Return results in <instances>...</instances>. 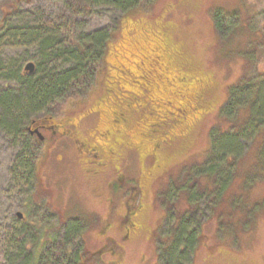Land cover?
Listing matches in <instances>:
<instances>
[{"label": "rangeland", "instance_id": "rangeland-1", "mask_svg": "<svg viewBox=\"0 0 264 264\" xmlns=\"http://www.w3.org/2000/svg\"><path fill=\"white\" fill-rule=\"evenodd\" d=\"M135 14L138 16L133 17L134 20L139 21L138 25H141L140 27L144 30L154 25L155 22H160L164 37H167L166 43L178 49V56L184 64L185 62L191 63L192 68H188L187 65L184 69L190 75H202L209 79L208 82L201 84L200 88L190 85L192 89L190 96L188 93L180 96L181 92L173 83L174 72L167 70L161 72L160 77L157 76L159 70L154 64L156 58L150 51V40L142 39L141 47L134 48L132 45L134 39L124 32L125 22H123V25L114 33V40L106 56L107 63H109L108 68L101 72L98 83L92 87L86 97L69 100L63 105L59 104L54 115L76 116V122H81V126L77 128L82 135L86 136L95 125L91 119L83 117L87 116L89 109L99 107L98 103L102 99L109 100L111 97L109 84L111 89L114 86V89L125 95L127 94L125 91H129L131 86L134 88L131 83L133 80L140 81L139 86H142L144 90L139 102L143 108L141 112H135L132 116L134 118L129 127L130 130L132 129L129 139L136 147L141 141L137 137L134 138L136 136L133 135L134 131L143 134L147 125L156 127L154 124L157 121L155 120L166 121L167 126L161 124L160 128V132L164 135L160 139L154 138L156 143H162L159 157L166 162L164 165L160 163L158 181L144 186L146 191L140 200L141 221L151 229L161 225L160 237L152 241L148 240L149 233L142 234V238L133 242L135 251L129 256L128 262L129 264H158L156 259L158 254L155 255L154 247L158 249L159 245L160 249V240L164 238V233L169 228L165 219L160 222V216L163 218L166 211H172L174 204L173 212L176 213V219L186 210V205L182 203L187 197L186 187H191L199 176L198 171L194 169L192 183L183 184L189 167L197 164L200 166L204 163V152L208 151L211 142L210 134L217 133L218 129L234 130L233 122L225 116H238L237 113L219 111L228 97V89L236 86L235 88L240 90L244 87H254L253 85L262 82L258 81L257 77L252 80L251 78L254 76V69L259 71L260 68L264 71V64L259 65L258 62L261 54L264 56V0H155L147 7L145 13ZM215 14L222 18L223 31L221 34L217 32L214 24ZM120 15L121 12L116 7L89 3L86 0H0V64L4 69L3 73H0V95L8 84L19 81L15 78L16 76L13 77L11 69L23 70L30 62L34 64V69L44 63L47 68L51 66L67 68L69 66L71 61H64L65 56L70 57L67 56L69 51L66 50L68 47L63 42L62 34L68 22H79L81 26L71 28L72 34L80 40L87 41L85 39L87 37L96 39L97 37L94 36L99 31L104 33L112 31L114 21L118 20ZM14 29L26 30L24 32L26 36L24 38L18 36ZM79 46L84 51V45ZM179 68L181 69L180 66ZM146 69H149L150 74L142 72ZM59 70L62 71V69ZM128 71H132L133 75L128 74ZM262 78L264 79V76ZM146 81L156 83L160 93L157 90L145 88ZM159 82L160 87H158ZM177 82L181 83L178 80ZM261 86H264V82ZM263 93L262 91V95ZM197 95L201 96V102L204 103L198 104L201 107L194 109L193 112L185 105L188 101H193ZM111 100L113 101L112 97ZM249 100L250 96H241L237 102H249ZM160 101L164 103L160 104L163 113H160V108L154 107V103H160ZM206 103L210 105L209 108L205 106ZM260 105L261 109H264V102L261 101ZM110 107L111 105L108 108L103 105L101 113ZM233 108L238 109V103L236 106L233 105L232 110ZM33 111L27 108V105L26 108L23 107L20 111V123L27 124L28 120H24V117H34L36 114ZM164 111L170 112L169 116H164ZM0 114L3 115L1 107ZM137 116H145L146 121H150L142 127L144 118L138 119ZM183 128H185V134L182 133ZM253 136L254 131L250 128L248 137L240 140L245 156L233 166L234 181L230 186H217L220 188L216 195L217 200H223L217 209L221 222L218 221V216H212L213 206L211 207V204H209L211 214L210 210L204 213V206L208 205L210 198L204 199V205H200L197 220L203 224L199 231L201 243L192 264H264V210L259 209L255 212L253 210L255 201L261 200L264 186L254 183L256 185L248 192L240 190L242 176L248 175L252 180L256 177L257 166L253 165L255 154ZM162 140L165 142H161ZM144 144L146 147L149 143ZM18 148L7 132L1 128L0 264H21L20 256L16 257L15 254L21 252L19 243L22 240L20 237H15L13 241L9 236L18 231V226L13 225L18 219L17 213H24L26 209L23 203L25 198L23 195L27 191L26 182L21 176L14 177L11 172ZM70 152H73L74 158H65V162L53 164L42 173L44 188L48 187L46 193L49 195L45 201L50 205L45 206L49 210L53 207L52 204L62 207L60 213L53 209L58 216L56 217L64 221L60 225L67 219L83 222L85 225L82 239L84 249H97L102 241V236L98 234L100 220L109 215V210L106 209V199L96 198L95 190L101 194H104L106 190H103L102 186H95L93 183L84 181L80 165L82 158L76 156L73 148ZM138 153L136 151L126 153L124 165L128 163L130 166L127 171L126 166L124 172L129 178L137 177V172L141 170ZM44 159L45 156L42 157V161ZM66 166L75 169L68 172L65 169ZM170 174L173 180H177L176 186L172 184ZM38 175L40 176V173ZM19 177L20 180H18ZM197 185L199 190H207V187L210 190L213 189L211 181L203 177L198 180ZM168 188L169 193L166 194L165 191ZM172 190H178L175 197L173 192L171 193ZM210 190H207L208 194ZM35 193L42 194L41 191L37 192V188ZM36 194L35 197H37ZM43 196L40 197L43 198ZM40 197H37L38 201L41 200ZM64 200H67L65 201L67 210L63 205ZM239 205L240 207L243 205L244 208L238 209ZM45 206H41L43 209L34 207V215L43 214L40 210L47 211ZM160 209L164 212L161 213ZM246 211L251 213V223L238 225L237 220H241L243 224ZM188 213L191 214V212ZM220 227L222 233L226 234L221 238L218 235ZM235 231L240 233L235 234ZM230 232L233 236L229 235ZM112 235L116 236L117 233L113 231ZM232 237L236 244L230 246L229 239ZM103 240H107V237ZM27 247V250L32 248ZM144 253L148 256L142 261Z\"/></svg>", "mask_w": 264, "mask_h": 264}, {"label": "trees", "instance_id": "trees-1", "mask_svg": "<svg viewBox=\"0 0 264 264\" xmlns=\"http://www.w3.org/2000/svg\"><path fill=\"white\" fill-rule=\"evenodd\" d=\"M86 1L89 3L118 8L121 12V17L114 21L112 31L108 33L99 31L96 33V36H94L97 37L96 39L87 37L85 38L87 41H83L73 36L71 31L72 27H79L81 24L77 21L68 22L62 30V34L64 37L63 42L68 47L66 50L67 52L69 51V53L66 52L68 54L67 56L70 57L67 58L65 56L64 61H71V65L69 64L67 68H63L62 66H51L47 68L44 63V65L40 64V66L34 69L33 72L26 71L25 68L18 71H16V69H11V74L13 77L16 76L15 78L19 81L8 84L5 91L0 95V107L3 110V115L0 114V129H4L14 144L19 147V151H17L12 163L13 167L11 168V172L14 177L21 176L24 178L26 182L25 184L27 185L25 186L27 187V191H25L23 195V197H25L23 203L27 206L25 209L26 218L24 220L16 219L13 225L18 226V231L9 235L10 239L13 241L15 237H20L22 240L19 243L21 252L15 254L17 255L16 257L20 256L19 259L21 264H78V254L76 252L83 247L82 239L85 231L84 223L77 220L67 219L65 220V223L60 225V223L64 221H60L54 211L47 210L44 214L34 215L35 208L43 209L36 205L34 194L37 185L39 184L37 179L44 154L38 149L34 140L26 135V124L20 123V111L23 107L26 108L27 105V108L33 109V113L36 114L35 116L38 118L39 116L60 118L63 114L61 116L54 115L58 110L59 104L63 105L69 100L86 97L92 87L98 83V78L101 72L105 68H108L107 65L109 63H107L106 56L109 47L114 40V33L118 31L121 25H123V22H125L124 32L127 36L134 39L132 43L133 47L140 48L141 40L149 39L150 49H155L158 52V55H160V51L164 52L165 59L171 64V68L168 67V71L171 73L174 72L173 74L178 77L179 81L200 88L201 84H205L209 80L200 74L198 76L196 74L190 75V73L184 69V66L187 65L188 68H192L191 63L185 62L184 64V61L178 56V49L169 46L166 43L167 37H164V31L160 28V22H155L154 25H150L144 30L140 27L141 25H138L140 22L134 20L133 17L138 16L135 13H145L147 7L155 0ZM214 20L216 21L214 22L216 30L221 34L223 31L222 18L215 14ZM14 30L18 33V36H22L23 38L26 36V34H24L26 30ZM32 32L34 33L35 30ZM36 32H38V30ZM4 36H6V34ZM79 45H84V51L80 49ZM160 45L162 46L161 49ZM114 55L115 54H113V56ZM258 62L259 65L264 64L263 54H261ZM1 65L2 64H0V73L4 70ZM59 69H62V71ZM263 76V70L260 68L259 71L254 69V76L251 80L257 77L258 81H262L261 83L258 82L259 84L257 83V85H253L254 87H244L240 90L235 88L236 86H231L230 89H228V97L219 111L221 113H224L225 111L227 113H230L231 111L232 113H237L238 116H225L233 122L234 130L218 129L217 133L213 132L210 134L211 142L208 151L204 152V163L200 166H197V164L193 167H189L183 184H186L187 182L192 183L191 180H193L194 177L192 176L194 169L198 171L199 176L197 177V181L192 184L191 187H186L185 191L187 192V197L185 198V201H182L187 207L186 210L181 215H178V218L176 219V213L173 212L175 209L174 204L173 210L169 211L170 213L166 211L163 218L160 216V222L165 219L169 224V228L166 229L164 238L160 240V249L158 245V258H160L159 264H192L194 257L199 251V244L201 243L199 239V231L202 229L203 224L198 222L197 213L200 205H204V199L210 198L208 200V205L204 206V213H206L207 210H210L211 214V209L209 207V204H211V207L213 206L212 216H218V221L221 222V219L219 218L220 216L217 214V209L218 205L223 200H217L216 195L220 191V188L217 186H230L234 181L233 166H235L240 158L242 159L245 156L243 145L240 140L248 137V131L250 128L254 131L253 144L255 147V154L253 165L257 166L255 170L256 177L252 180L248 175L242 176L240 190L248 192L250 188L256 184L264 186V109H261L260 105L261 101L264 102V93L262 95V91L264 92V86H261L264 82V79L262 78ZM211 84L212 82L210 80V85ZM109 87L111 90L110 84L108 88ZM247 91L251 93L249 94ZM241 96H250L249 102H237V99ZM236 103H238L239 108H233L232 110L233 105L236 106ZM103 105L108 106V101L102 99L98 103L99 107L89 109V111L100 110ZM205 106L209 108L210 105L206 103ZM199 107H201V105L197 104L195 110ZM114 112L116 111L111 105L110 109L102 113L105 115V121L111 120V116H113ZM114 116L116 115L114 114ZM240 116L242 118H240ZM232 117L234 119H232ZM32 118L33 116L24 117V120L30 121ZM129 122L131 123L132 121L130 120ZM182 133H186L185 128L182 129ZM143 134L135 131L133 132V135H136L134 138L137 137L142 144L149 143L148 145L155 141V137L160 138L164 135L162 132H160V136L159 133H157V136H154L153 134ZM161 142H165V140H162ZM130 143L131 141L126 134H120L113 130L111 131L110 145H130ZM165 162V160L160 158L161 165H164ZM199 168H201L200 171ZM17 170H20V172H17ZM201 177L209 179L212 183V190L207 187V190H210L209 194L207 190L198 189L197 183L199 179L201 180ZM18 180H20V177ZM171 181L172 184L176 186L177 180H173L172 178ZM177 191L178 190L171 191V193L173 192L174 197ZM165 193H169V188ZM258 200L255 201V206H253L254 212L259 209L264 210V193L261 196V200ZM235 201L236 200H234V202ZM241 207L244 208L243 205H241ZM241 207L239 205L238 209H242ZM160 212L163 213L164 210L162 211L160 209ZM187 212H191V214H187ZM246 213L247 214H245L244 218L246 223L243 221V224H241V220H237L238 225H244L249 222L251 223V213L248 211H246ZM155 229L159 230L157 227ZM219 229H221V227ZM242 230L243 229L240 227V231ZM234 233L236 234L237 232L235 231ZM239 233L240 232H238V234ZM220 234L218 233L220 238L226 235L222 233V229L220 230ZM229 235L233 236L232 232H230ZM159 237L160 234L158 235V238ZM234 244H236V242L234 241V237H232L229 239V245L231 246ZM27 246H29V248L32 247L31 250H27ZM32 258L36 259L32 261Z\"/></svg>", "mask_w": 264, "mask_h": 264}, {"label": "flooded vegetation", "instance_id": "flooded-vegetation-1", "mask_svg": "<svg viewBox=\"0 0 264 264\" xmlns=\"http://www.w3.org/2000/svg\"><path fill=\"white\" fill-rule=\"evenodd\" d=\"M150 51L156 58L154 64L157 65L159 70L157 76L160 77V73L167 71L168 67L171 68V64L165 59L163 51H160V55H158L155 49H150ZM148 70L149 69H146L142 72H149L150 74ZM128 74L133 75V72L128 71ZM148 76L150 77V75ZM173 78L174 86L181 92L180 96L185 93H188L190 96L192 90L190 85L179 81L175 74ZM177 80L181 83H178ZM131 83L134 85V88L131 86L129 91H125L127 93L125 95L114 89L109 90L113 92H110L113 101L110 97L108 106L106 107L108 108L112 105L113 109L116 111L113 113V116H111V120L105 121V117L101 116L103 115L101 113L102 108L96 111H88L87 116L83 118L91 119L95 127L91 128L86 136L82 135L77 128L81 126V122H76V116H61L60 118H54L52 116L40 118L33 117L25 126L26 135L34 140L38 149H40L45 156L40 166V176L38 175L37 179L38 185H40H37V192L41 191L42 194L37 195L35 193L37 197L44 196L43 198L40 197L41 200L38 201L34 194V201L37 206H50L45 201L49 195L46 193L48 187L46 186V188H44L43 171L50 168L53 164H59L62 161L65 162V158H74L72 156L73 152H70L71 148L74 149L78 158H82L80 165L85 179L83 180L93 183L95 186H102V189L106 190L104 194L95 190L96 198L106 199V209L109 210V215L106 218H102L99 224L98 234L102 236L100 247L91 250H85L84 247H82L76 252L78 254V264H129L128 258L132 252L135 251V247L133 246L134 241H138L142 238V234L145 233H149L148 240L153 241L155 238H158L160 234L159 230L151 229V227L147 228L141 221L142 215L140 212L142 206L140 200L146 191L144 186L146 184H152L159 179V155L162 143H156V141H154L146 147L141 142L137 143L136 147L131 143L130 145L109 144L112 130L120 134L124 133L130 137L132 129L130 130L129 126L132 122L130 123L129 121H133L134 117L132 116L135 112L142 111L143 107L140 106L139 98L143 95L144 89L142 86H139L140 81L138 79L133 80ZM156 85L157 84H154L152 81L145 82V88L151 90H157ZM158 87H160V82ZM193 87L195 88L196 86L193 85ZM157 91L160 93L159 90ZM201 103V96L197 95L193 101H188L185 106L187 108L189 107L194 112L197 104ZM160 104L164 103L161 101L160 103H154V107L157 109L160 108V113H163ZM179 111L182 112L181 109H179ZM114 114L116 116H114ZM169 114L170 112L164 111V116H169ZM140 117H142V119L144 118L142 120V127L145 123L150 121H146L147 118L145 116H137L138 119ZM161 118L162 117H160V119ZM155 121H157V123L154 124L156 125V129L147 125V128H152H146L143 135L153 134L157 136V133H159L160 136V128L162 125L167 126V123L166 121ZM132 151L139 152L138 162H141V170L137 172V177L132 176L129 178L127 174H125L124 168L127 166V171L130 165H128V163L124 165V161L126 153H131ZM65 169L69 172L75 168L66 166ZM65 201L67 200L63 201V205L67 210V203ZM52 205L53 207L50 208V211L54 209L60 213L62 207H60V205ZM46 209L48 208L46 207ZM40 211V213L43 214L47 212L46 210ZM68 211H70V209ZM21 215L22 216H19V213H17L18 220H24L26 218L25 210ZM157 229H160V225ZM113 231L117 233L116 236L112 235ZM104 237H107V240H103ZM154 251L155 255H157L158 250L156 246L154 247ZM147 256V253H144L141 260L143 261ZM35 259L36 258H32V261ZM156 259L159 264L160 258L157 257Z\"/></svg>", "mask_w": 264, "mask_h": 264}, {"label": "water", "instance_id": "water-1", "mask_svg": "<svg viewBox=\"0 0 264 264\" xmlns=\"http://www.w3.org/2000/svg\"><path fill=\"white\" fill-rule=\"evenodd\" d=\"M26 71L33 72L34 71V64L32 62L28 63L25 67ZM19 216H22L21 213H19Z\"/></svg>", "mask_w": 264, "mask_h": 264}, {"label": "bare ground", "instance_id": "bare-ground-1", "mask_svg": "<svg viewBox=\"0 0 264 264\" xmlns=\"http://www.w3.org/2000/svg\"><path fill=\"white\" fill-rule=\"evenodd\" d=\"M263 200V199H262ZM259 201V200H258ZM261 203V202H260ZM189 214V213H188ZM225 229V228H224ZM227 229V228H226ZM238 234V233H237Z\"/></svg>", "mask_w": 264, "mask_h": 264}]
</instances>
